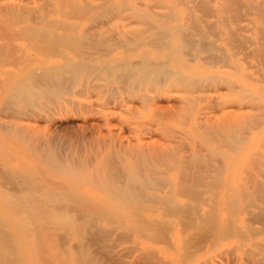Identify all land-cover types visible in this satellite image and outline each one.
<instances>
[{"label":"rangeland","instance_id":"rangeland-1","mask_svg":"<svg viewBox=\"0 0 264 264\" xmlns=\"http://www.w3.org/2000/svg\"><path fill=\"white\" fill-rule=\"evenodd\" d=\"M235 1L0 0V198L34 194L31 212L25 205L0 208V262L251 264V249L259 251L257 259L264 257V0ZM158 31L169 35L161 44L154 41L162 36ZM47 72H57L61 90L34 106L21 100L11 102V108L5 105L16 85L42 92ZM140 158L148 166L154 162L157 176L167 178L166 187H160L164 190L148 191L168 200L129 207L102 185L110 183L112 170L123 174L122 181L133 175L150 178L148 170L137 171ZM218 161L221 172L203 171ZM71 165L77 172H69ZM107 168L109 177H103ZM9 172L22 178L28 174L33 186H18ZM193 173L204 182L196 180L193 186ZM97 174L99 183L93 181ZM212 176L218 181L211 186ZM186 178L193 180V193L178 191ZM63 192L66 197L74 192L72 202L53 204L49 194ZM169 202L189 207L196 222L212 212L217 224L231 222L238 230L215 229L203 243L196 228L181 219L180 207L174 213L167 209ZM89 211L102 218L91 219ZM132 212L140 215L134 218L139 222ZM166 222H171L165 224L167 234L156 236L162 233L157 225L163 229ZM148 225L154 226L150 235ZM130 226L137 228L132 232ZM255 229L258 233L252 234ZM194 235L203 244L195 246ZM186 243L190 253L184 251H189Z\"/></svg>","mask_w":264,"mask_h":264},{"label":"bare ground","instance_id":"bare-ground-1","mask_svg":"<svg viewBox=\"0 0 264 264\" xmlns=\"http://www.w3.org/2000/svg\"><path fill=\"white\" fill-rule=\"evenodd\" d=\"M230 1H235V0H230ZM239 2H241L240 0H239ZM90 3V2H89ZM203 3H205L204 1H203ZM210 3V2H209ZM206 4V3H205ZM234 4H236V1H235V3ZM238 4V3H237ZM239 4H241L242 5V3H239ZM155 5V4H154ZM253 5V4H252ZM30 6V5H29ZM62 6V5H61ZM115 6V5H114ZM226 6V5H225ZM239 7H238V9L240 8V5H238ZM257 6V5H256ZM204 7V6H203ZM202 7V8H203ZM207 7H209V6H207ZM232 7V6H231ZM252 7V6H251ZM260 7V6H259ZM258 7V8H259ZM31 8V7H30ZM87 8V7H86ZM93 8V7H92ZM205 8V7H204ZM115 9H117V8H115ZM224 9V8H223ZM231 9V8H230ZM234 9V8H233ZM242 9V8H241ZM244 9V8H243ZM260 9V8H259ZM25 10V9H24ZM72 10H74V9H72ZM208 10H210V8H208ZM208 10H205V12H208ZM248 10H249V8H248ZM260 10H262V9H260ZM89 11V10H88ZM228 11V10H227ZM230 11V10H229ZM15 12V11H14ZM22 12V11H21ZM68 12H70V11H68ZM67 12V13H68ZM74 12V11H73ZM233 12V11H232ZM257 12H259V11H257ZM33 13V12H32ZM47 13V12H46ZM210 13V12H209ZM242 12H240L239 14H241ZM248 13V12H247ZM249 13H250V11H249ZM206 14H208V13H206ZM233 15H235V13L233 14ZM236 15H238V13H236ZM196 20V19H195ZM218 21V20H217ZM197 22V21H196ZM203 22H204V20H203ZM50 23V22H49ZM163 23V22H162ZM166 23H168V22H166ZM53 24V23H52ZM165 24V23H164ZM197 24V23H196ZM168 25V24H167ZM48 26V25H47ZM50 26H51V24H50ZM67 26V25H66ZM49 27V26H48ZM47 27V28H48ZM199 27V23H198V25H197V28ZM260 27H262V26H260ZM264 27V26H263ZM52 28V27H51ZM90 28V27H89ZM163 28V27H162ZM44 29V28H43ZM42 29V30H43ZM63 29V28H62ZM69 29V28H68ZM37 30V29H36ZM160 31L162 30V32H163V30H165V29H159ZM45 31V30H44ZM168 31V30H167ZM201 31V30H200ZM199 31V32H200ZM43 32V31H42ZM159 32V31H158ZM158 33V34H161L162 36L160 37L157 33L155 34L156 36H158V37H160V40L158 39V41H157V39H154V41L156 40V42H157V44H158V42L161 44V40L162 39H164V37H163V35L164 34H167V33H165L164 32V34L163 33ZM169 32V31H168ZM35 33V32H34ZM37 33V32H36ZM40 33V32H39ZM46 33H47V31H46ZM49 33V32H48ZM90 34V33H89ZM170 34V33H169ZM49 35V34H48ZM232 35H234V34H232ZM91 36V35H90ZM165 36V35H164ZM167 36L169 37V35L167 34ZM167 36H165L166 38H167ZM204 36V35H203ZM55 37V36H54ZM58 37V36H57ZM67 37V36H66ZM103 38V37H102ZM101 38V39H102ZM157 38V37H156ZM204 38V37H203ZM239 38V37H238ZM48 39V38H47ZM64 39V38H63ZM130 39V38H129ZM128 39V40H129ZM240 39V38H239ZM96 40V42H97V39H95ZM121 40V39H120ZM165 40L166 39H164L163 41L165 42ZM107 41V40H106ZM105 41V42H106ZM130 41H131V39H130ZM238 41V40H237ZM241 41V40H240ZM50 42V41H49ZM68 42V41H67ZM83 42V41H82ZM86 42V41H85ZM138 42V41H137ZM194 42V41H193ZM53 43V42H52ZM60 43V42H59ZM100 43V42H99ZM101 44H103V43H101ZM100 44V45H101ZM163 44V43H162ZM165 44V43H164ZM189 44V43H188ZM195 44V43H194ZM206 44V43H205ZM55 45V44H54ZM59 45V44H58ZM91 45V44H90ZM199 45V44H198ZM95 46V45H94ZM9 47V46H8ZM102 47V46H101ZM59 48V47H58ZM50 49V48H49ZM103 49V48H102ZM86 53V52H85ZM87 54V53H86ZM83 55V54H82ZM87 55H89V54H87ZM86 56V55H85ZM88 58V57H87ZM86 58V59H87ZM91 58V57H90ZM94 59V58H93ZM90 60V59H89ZM70 62V61H69ZM86 63H87V61H86ZM150 63V62H149ZM75 64V63H74ZM119 64H121V63H119ZM82 64H80V66H81ZM84 65V64H83ZM162 65V64H161ZM84 66H86V65H84ZM145 66V65H144ZM143 66V67H144ZM67 67V66H66ZM77 67V66H76ZM87 67V66H86ZM152 66H150L149 68H151ZM73 68V66L70 68V69H72ZM78 68V67H77ZM113 68V67H112ZM80 69V68H79ZM90 69H91V66H90ZM119 69V68H118ZM137 69V68H136ZM145 69H148V68H145ZM56 70V69H55ZM54 70V71H55ZM85 70V69H84ZM111 70V69H110ZM141 70V69H140ZM49 71V70H48ZM60 71V70H59ZM69 71V70H68ZM74 71H75V69H74ZM74 71H72V73L74 72ZM167 71V70H166ZM171 71V70H170ZM32 72V71H31ZM34 72V71H33ZM44 72V71H43ZM42 72V73H43ZM134 72V71H133ZM136 72V71H135ZM148 72V71H147ZM45 73V72H44ZM80 73H81V71H80ZM122 73H124V72H122ZM167 73V72H166ZM172 73V72H171ZM170 73V74H171ZM34 74H35V72H34ZM33 74V75H34ZM36 74H38V73H36ZM39 74H41L40 72H39ZM38 74V75H39ZM121 74V73H120ZM130 74V73H129ZM139 74V73H138ZM30 75H31V73H30ZM135 75V74H134ZM169 75V74H168ZM37 76V75H36ZM58 76V74H57V72L56 73H51V72H47L45 75H43V77H42V79L41 80H43L42 82L44 83L43 84V91L42 92H37V91H34V90H30V91H25L24 89H23V87H21L20 85H16L15 86V88H14V90H12V92H11V95L9 96V99L7 98V102H8V104L6 103L5 105H7V106H9V105H12V104H10L11 102H13V101H15V100H21V101H23L24 103L23 104H25V105H31V106H34V104H35V102L38 100V99H40L41 97L42 98H48L49 96H47V95H50V94H52V93H55V92H57V91H59V90H61V88L63 87V85L62 86H60L59 85V82L57 83V82H55L56 80H55V78ZM149 76V75H148ZM157 77V76H156ZM30 78V77H29ZM135 78V77H134ZM158 78V77H157ZM38 79V78H37ZM69 79V78H68ZM181 79H182V76H181ZM33 80V79H32ZM123 80V79H122ZM122 80H120V81H122ZM158 80H159V78H158ZM137 81V80H136ZM34 82V81H33ZM40 82V81H39ZM51 82L53 83L52 85L53 86H51L50 84H51ZM20 83V82H19ZM65 83V82H64ZM64 83H62V84H64ZM132 83V82H131ZM27 84V83H26ZM41 84V83H40ZM71 84V83H70ZM29 85V84H28ZM39 88V87H38ZM26 89V88H25ZM65 89V88H64ZM66 91V90H65ZM72 94V93H71ZM52 98V97H51ZM5 100V99H4ZM48 101V100H47ZM49 101H52L51 99H49ZM48 101V102H49ZM6 102V101H5ZM4 103V102H3ZM37 103V102H36ZM10 107V106H9ZM7 108V107H6ZM11 108V107H10ZM31 108V107H30ZM38 108V107H37ZM27 109V108H26ZM22 110V109H21ZM10 111V110H9ZM8 111V112H9ZM11 113V112H10ZM25 113V112H24ZM12 114V113H11ZM25 115V114H24ZM15 116H17V115H15ZM20 116V115H19ZM11 124V123H10ZM13 128V127H12ZM16 128V127H15ZM17 129V128H16ZM19 130V129H18ZM215 130H217V128L215 129ZM244 130V129H243ZM21 131V130H20ZM20 131H18L19 133H20ZM211 131V130H210ZM210 131H209V135H210ZM218 131V130H217ZM215 133V132H214ZM219 133V132H218ZM19 135H21V134H19ZM23 135H24V133H23ZM205 135V134H204ZM208 135V136H209ZM216 135H218V134H216ZM235 135V134H234ZM22 136V135H21ZM19 137V136H18ZM23 137V136H22ZM210 137H212V136H210ZM226 137V136H225ZM16 138V137H15ZM21 138V137H20ZM27 138H29V137H27ZM206 138V137H205ZM204 138V139H205ZM213 138V137H212ZM25 139H26V137H25ZM27 140V139H26ZM226 140V139H225ZM28 141V140H27ZM30 141V140H29ZM32 142V141H31ZM30 142V143H31ZM44 142V141H43ZM33 143V142H32ZM38 143V142H37ZM32 145V144H31ZM39 145V144H38ZM28 146H29V144H28ZM216 147V146H215ZM29 148V147H28ZM33 149V148H32ZM40 148L38 147V150H39ZM179 149V148H178ZM197 149V148H196ZM41 150V149H40ZM49 150V149H48ZM3 151H5V150H3ZM137 151V150H136ZM199 151V150H198ZM7 152V151H6ZM11 152V151H10ZM41 153H43L42 151H40ZM47 152V151H46ZM8 153V152H7ZM133 153V152H132ZM197 153V152H196ZM261 153V152H260ZM212 154V153H211ZM261 154H263V153H261ZM42 155V154H41ZM45 155H47V153L45 154ZM116 155V154H115ZM133 155V154H132ZM200 155V154H199ZM204 155V154H203ZM264 155V154H263ZM135 156V155H134ZM260 156V155H259ZM42 157V156H41ZM175 157V156H174ZM177 157V156H176ZM182 157H184V156H182ZM181 157V158H182ZM71 158V157H70ZM145 158V157H144ZM194 158V157H193ZM201 158V157H200ZM258 158V157H257ZM44 159V158H43ZM48 159V158H47ZM109 159V158H108ZM115 159H116V157H115ZM195 159V158H194ZM41 160H42V158H41ZM50 160V159H49ZM49 160L47 161V162H49ZM73 160V159H72ZM149 160V159H148ZM177 160V159H176ZM186 160H188V159H186ZM196 160H198V159H196ZM51 161V160H50ZM142 160H141V158H140V161H139V164H138V167H137V171L139 172V171H143V170H145L146 169V171L148 170L150 173H151V177L150 178H148L147 179V177H145L146 179H138L136 176H134L133 175V177L132 178H129V179H127L126 178V180L125 181H122L120 178L123 176V174H122V176H120V174L121 173H119V175L114 171V170H112V172H111V175H110V180H108V178H107V180L108 181H110V183H107V182H105L104 184H102V185H106L105 187H109V189L110 190H112V191H114V193L112 192V194H114V195H112V196H116L115 197V200H116V202H117V200H118V202L119 203H121V202H124L125 203V205H128L129 207H130V205H133V206H138V207H140V206H142V207H149V205L151 206V204H153V203H158L159 201H162L163 199H167V198H164V197H162V196H160L159 194H154V193H152V192H150V191H148V190H151V189H154V190H161L160 189V187H163L164 185H166L165 184V181H166V179L167 178H165V180H164V178L163 179H161L160 177H158L157 176V173H159V174H161L160 173V171L159 170H157L156 169V166H155V163L154 162H152L151 160H149V163L150 162H152L151 164H154V168L155 169H153L152 167H150L151 166V164H150V166H148L147 164H145V162H141ZM177 161H179V160H177ZM182 161H184V160H182ZM189 161V160H188ZM258 161H259V159H258ZM147 162V161H146ZM165 162V161H164ZM198 162H201V161H198ZM219 162V161H218ZM260 162V161H259ZM262 162V161H261ZM264 162V161H263ZM44 163V162H43ZM52 163H54V161L52 162ZM77 163V162H76ZM192 163V162H191ZM190 162L188 163V167H190V164H191ZM220 164H218V166L217 165H214V163L213 164H211L210 163V165H212V166H210V165H208V166H210L208 169H207V165H206V169L207 170H203V171H207V172H213V171H215V170H217L218 171V173H219V171L220 170H222L221 168H223L224 166H223V164H221L222 162H219ZM257 163V162H256ZM72 164V163H71ZM164 164V163H163ZM166 164V163H165ZM175 164H176V162H175ZM174 164V165H175ZM187 164V163H186ZM197 163H195V165H196ZM50 165H52V164H50ZM75 165V164H74ZM106 165H109V164H106ZM172 165V164H171ZM173 165V166H174ZM178 165V164H177ZM183 165V164H182ZM214 165V166H213ZM223 166V167H221L220 168V166ZM54 166V165H53ZM80 166V165H79ZM122 166V165H121ZM176 166V165H175ZM192 166V165H191ZM194 166V165H193ZM9 167V166H8ZM57 167V169H59L58 168V166H56ZM111 167V166H110ZM169 167H170V165H169ZM205 167V166H204ZM166 168V167H165ZM176 168V167H175ZM61 169V168H60ZM77 167L76 166H73V165H71L69 168H68V170H69V172L70 173H75V172H77ZM101 169V168H100ZM99 169V170H100ZM168 169V168H167ZM169 169H171V168H169ZM220 169V170H219ZM102 170V169H101ZM109 170H111V168L109 169ZM108 170V168H107V170H105L103 173H104V175H103V173H101V174H99V175H103V177L104 176H107L106 174H108V177H109V173L107 172V171H109ZM126 170V169H125ZM124 171V170H123ZM159 171V172H158ZM171 171V170H170ZM203 171H202V173H203ZM250 171V170H249ZM15 172V171H14ZM68 172V173H69ZM117 172H119V171H117ZM163 172V171H162ZM199 172V171H198ZM221 172V171H220ZM16 173V172H15ZM18 173V172H17ZM20 173V172H19ZM127 173V172H126ZM149 173V174H150ZM194 174V173H193ZM206 175H207V173H205ZM209 174H211V173H209ZM216 174H217V172H216ZM216 174H215V178L218 176V178H219V181H220V177H219V175H217L216 176ZM9 176H10V178L14 181L15 180V183L19 186V182L20 183H22V184H27L26 186H29V187H31V186H33V181H28L30 178L28 177V174H27V177L26 178H22V177H20L21 175H18V176H16V174H12V173H10L9 172V174H8ZM98 175V174H97ZM96 175V176H97ZM99 175L96 177L95 175V178H93V181L95 182V180H96V182L97 181H99L100 179L98 178L99 177ZM186 175V174H185ZM184 175V176H185ZM195 175V174H194ZM212 175V174H211ZM214 175V174H213ZM25 176H26V174H25ZM117 176L119 177V180H120V182L121 183H118L117 181L118 180H116V178H117ZM183 176V177H184ZM196 176V175H195ZM101 177V176H100ZM187 177V176H186ZM205 177V176H204ZM207 177V176H206ZM258 177V176H257ZM194 178H197V176L196 177H194ZM193 178V179H194ZM200 178V177H199ZM199 178H197V179H195L194 181V183H193V186L198 182L199 183V181H200V179ZM202 178V177H201ZM209 178V177H208ZM217 178V179H218ZM32 179V178H31ZM95 179V180H94ZM98 179V180H97ZM124 179H125V177H124ZM211 186H212V183H214V185L217 183V181L218 180H216V179H213V176L211 177ZM106 179H105V181H107ZM196 180H197V182H196ZM215 180H216V182H215ZM104 181V180H103ZM103 181H102V183H103ZM182 181V180H181ZM100 182V181H99ZM99 182H97V183H99ZM170 182V181H169ZM172 182V181H171ZM185 182H188V183H185ZM184 182V180H183V182H182V184H180V187H177V188H179V190L178 191H184L185 193L187 192L188 194H189V192H190V189H193L192 188V184H190L191 182H193V180L190 182L189 181V179L187 180V178H186V181ZM190 182V183H189ZM201 182H204V181H200V184H201ZM207 182V184L208 183H210V182H208V181H206ZM46 183V182H45ZM178 183V182H177ZM219 183V182H218ZM221 183V182H220ZM253 183V182H252ZM21 184V185H22ZM56 184V183H55ZM61 184V183H60ZM20 185V186H21ZM101 185V186H102ZM172 185V184H171ZM198 185V184H197ZM202 185H205L204 183L202 184ZM25 186V187H26ZM36 186V185H35ZM34 186V187H35ZM164 187H166V186H164ZM163 187V188H164ZM206 187V186H205ZM214 187V186H213ZM27 188V187H26ZM55 188V187H54ZM58 188V187H57ZM60 188V187H59ZM63 188H64V186H63ZM62 188V189H63ZM73 188H75V187H73ZM162 188V190H164ZM207 188H208V186H207ZM215 188H217V186L216 187H214V188H212V190L213 189H215ZM25 189V188H24ZM33 189H35V188H33ZM108 189V188H107ZM108 189V190H109ZM195 189V188H194ZM194 189H193V191H192V193L194 192ZM243 189V188H242ZM21 190H22V188H21ZM25 190H27V189H25ZM35 190H37V189H35ZM109 190V191H110ZM157 190V191H158ZM161 190V191H162ZM211 190V189H210ZM211 190V191H212ZM11 191V190H10ZM55 191H56V189H55ZM65 191V190H64ZM195 191H197V190H195ZM216 191V190H215ZM218 191H219V189H218ZM19 192V191H18ZM23 192H25V191H23ZM27 192V191H26ZM24 193V194H22V192H19V194L21 193L22 195L20 196V197H22V196H24L23 198H20V197H18L17 198V195H16V199H14V200H12V199H3L2 197L0 198L1 200H0V208H2V209H7V208H9V209H11V207H12V209L13 210H15L14 209V205H15V207H16V204H17V208H16V210L18 209V208H20V205H21V207L23 206V205H25L24 207H27V209L28 210H30V212L31 211H33V210H31V208L30 207H28L29 205H31L32 204V201L34 200V199H32V197H33V195L34 194H32V192H28V193ZM42 192V191H41ZM57 192V191H56ZM68 192V191H67ZM181 192V193H182ZM217 192V191H216ZM216 192H214V193H216ZM14 193V192H13ZM12 193V194H13ZM72 193V192H71ZM71 193L69 194V195H71ZM74 193V192H73ZM72 193V194H73ZM77 193V192H76ZM27 194V195H26ZM66 194V193H65ZM64 194V192H63V195H65ZM188 194H187V196H188ZM195 194V193H194ZM218 194H220V193H218ZM50 195V197H52L51 198V202L54 204V203H56V204H58L59 202H60V204L61 203H65L63 200H65V199H68V201L67 202H69L71 199H70V197L72 198L73 197V195L72 196H69L68 195V197H66L67 196V194L65 195V196H63V195H56V194H54V193H51V194H49ZM52 195V196H51ZM77 195V194H76ZM75 195V199H77V196ZM215 195V194H214ZM216 195H217V193H216ZM247 195V194H246ZM6 196V195H5ZM10 196V195H9ZM13 196V195H12ZM38 196H40V195H38ZM81 196V195H80ZM170 196V195H169ZM197 196V195H196ZM242 196V195H241ZM8 197V196H7ZM6 197V198H7ZM36 197V196H35ZM82 197V196H81ZM81 197H80V199H81ZM215 197V196H214ZM213 197V198H214ZM244 197V196H243ZM262 197V196H261ZM264 197V196H263ZM262 197V198H263ZM37 198V197H36ZM72 199L73 201H75V202H77L75 199ZM83 198V197H82ZM193 198V197H192ZM70 199V200H69ZM194 199V198H193ZM199 199V198H198ZM41 200V199H40ZM83 200V199H82ZM84 200H85V198H84ZM168 200V199H167ZM172 200V199H171ZM174 200V199H173ZM195 200V199H194ZM201 200H203V199H201ZM248 200V199H247ZM259 200H261V199H259ZM263 200H264V198H263ZM63 201V202H62ZM196 201V200H195ZM20 202L22 203V204H20ZM35 202V201H34ZM33 202V203H34ZM45 202V201H44ZM49 202V201H48ZM70 202H72V201H70ZM81 202V201H80ZM83 202V201H82ZM88 202V201H87ZM164 202H166V201H164ZM168 202V201H167ZM174 202H177L176 201V199H175V201ZM51 203V204H52ZM74 203V202H73ZM83 203H86V202H83ZM113 203H115V202H113ZM195 203V202H194ZM264 203V202H263ZM44 204V203H43ZM78 204H79V200H78ZM77 204V205H78ZM197 204H198V201H197ZM236 204V203H235ZM42 205V204H41ZM65 205V204H64ZM81 206H82V204H80ZM101 205V204H100ZM196 205V204H195ZM194 205V206H195ZM254 205V204H253ZM19 206V207H18ZM127 206V207H128ZM154 206H156V204L154 205ZM186 206H189V205H186ZM191 206V205H190ZM234 206V205H233ZM245 206V205H244ZM23 207V208H24ZM32 207V206H31ZM42 207H45V206H42ZM41 207V208H42ZM59 207V206H58ZM84 207V206H83ZM103 207V206H102ZM132 207V206H131ZM141 207V208H142ZM178 207H180L179 205L177 206V204H173V203H168V210L170 211H173L172 213H174V210H176ZM238 207V206H237ZM249 207V206H248ZM258 207V206H257ZM40 208V209H41ZM50 208V207H49ZM61 208H62V205H61ZM80 208V207H79ZM86 208V207H85ZM125 208V207H124ZM176 208V209H175ZM181 209H182V211H184L185 212V214L183 215V216H181V219H182V217H183V221L185 222V224H186V226L188 227V228H191V229H193V227H194V229L193 230H195V228H196V231H197V238H198V235H200L199 237H201V240H202V242L204 243V241H206L207 240V238L208 237H210V235L211 234H213L216 230L215 229H218V230H220L222 233H229V232H232V231H234V230H236L234 227H233V225H232V223L230 222H227L226 224H223V225H221V224H217L216 222H215V213L214 214H212V212H210L211 213V215H209L207 212V215H209V216H204L205 218H203V216H202V219H204L202 222H196V219L194 218L195 216H192L193 215V213L192 214H189V213H191L190 212V209H189V207H185V205L183 206V207H180ZM262 208V207H261ZM11 209V210H12ZM32 209H35V212H36V209H37V207L35 208V206H33V208ZM58 209V208H57ZM106 209V208H105ZM109 209V208H108ZM174 209V210H173ZM238 209V208H237ZM240 209V208H239ZM263 209V208H262ZM39 210V209H38ZM86 210V209H85ZM84 210V211H85ZM88 210H90V208L88 209ZM211 210H213V209H211ZM235 210V209H234ZM55 211H56V209H55ZM77 211H79V210H77ZM87 211V210H86ZM97 211V210H96ZM106 211V210H105ZM125 211V210H124ZM167 211V210H166ZM199 211V210H198ZM214 211V210H213ZM238 211V210H237ZM244 211V210H243ZM29 212V211H28ZM92 213H90V211H89V213H90V217H91V219L93 218V216H95L96 218L97 217H99L100 216V214H97V212H96V214L95 213H93V211H91ZM177 212L179 213V211L177 210ZM183 212V213H184ZM195 212H196V214L198 213L196 210H195ZM99 213V212H98ZM101 214H102V212H100ZM135 213H136V211H135ZM135 213L134 212H132V214L131 215H133L132 217V219L133 220H135L134 218H135V216L138 218V216H140V215H138V213H137V215H135ZM256 213V212H255ZM259 213V212H258ZM258 213H256V214H258ZM261 213V212H260ZM259 213V214H260ZM32 214H33V212H32ZM112 214V213H111ZM181 214H182V212H181ZM14 216H15V214H13ZM52 215V214H51ZM61 215V214H60ZM103 215H104V213H103ZM125 215V214H124ZM178 215V214H177ZM198 215V217H199V214H197ZM45 216V215H44ZM74 216V215H73ZM108 216V215H107ZM166 216H167V214H166ZM258 217L257 218H259V217H263V215L262 216H259V215H257ZM123 217V216H122ZM127 217V216H126ZM178 217V216H177ZM201 217V216H200ZM31 218V217H30ZM44 218V217H43ZM62 218V217H61ZM59 219V220H62V219ZM77 218V217H76ZM99 218H102V217H99ZM109 218H111V217H109ZM114 218V217H113ZM128 218V217H127ZM131 218V217H130ZM143 218V217H142ZM180 218V217H179ZM260 218V219H261ZM5 219V218H4ZM3 219V220H4ZM33 219H35V218H33ZM65 219V218H64ZM72 219V218H71ZM78 219V218H77ZM104 219V218H103ZM139 219V218H138ZM167 219V218H166ZM201 219V220H202ZM36 220V219H35ZM84 220V219H83ZM82 220V221H83ZM95 220V219H94ZM64 221L65 220H63V221H61V222H63L64 223ZM67 221V220H66ZM77 221V220H76ZM114 221V220H113ZM136 221V220H135ZM138 221V220H137ZM136 221V222H137ZM143 221H144V219H143ZM145 221H147V220H145ZM1 222H4V221H2V217H1V215H0V224H1ZM60 222V221H59ZM68 222V221H67ZM69 222H74L73 220H69ZM109 222V221H108ZM130 222H132V221H130ZM134 222V221H133ZM139 222V221H138ZM157 222V221H156ZM34 223H35V221H34ZM49 223V222H48ZM77 223H78V221H77ZM76 223V225H79V224H77ZM114 222H112L111 224H113ZM168 222H166V223H164L163 225H164V228H165V224H167ZM169 223H171V222H169ZM168 223V224H169ZM45 224V223H44ZM97 224V223H96ZM139 224V223H138ZM140 224H143L141 221H140ZM167 224V225H168ZM184 223H183V225H185ZM63 225V224H62ZM61 225V226H62ZM131 225L133 226V224L131 223ZM134 225H135V223H134ZM147 225V224H146ZM161 225L162 224H158L157 225V228L158 229H160L159 231H161L162 230V233L161 232H159V231H157V232H159V233H155V229H154V233H155V235L156 236H162V238H163V236H165V234H167V230H166V228L164 229H162V228H160L161 227ZM167 225H166V227H167ZM170 225V224H169ZM169 225H168V227H169ZM182 225V224H181ZM94 226H95V224H94ZM98 226H100V225H98ZM1 227V226H0ZM7 227V226H6ZM37 227V226H36ZM41 227V226H40ZM70 227V226H69ZM97 227V226H96ZM126 227V226H125ZM139 227V226H138ZM145 227L146 226H144L143 225V228L145 229ZM148 228V231L146 232V233H150V231L153 229L152 227H154V226H152L151 225V227H149V225L147 226ZM167 227V228H168ZM254 227V226H253ZM256 227V226H255ZM1 228H3V227H1ZM32 228V227H31ZM83 228V227H82ZM131 230H132V232H133V229L132 228H134V229H136L137 228V226L136 227H132L131 228V226L129 227ZM129 228H126V229H128L127 230V232H129L130 230H129ZM149 228H152V229H150L149 230ZM183 228V227H182ZM185 228V227H184ZM187 228V229H188ZM248 228V227H247ZM257 228V227H256ZM6 229V228H5ZM33 229V228H32ZM31 229V230H32ZM84 229V228H83ZM106 229V228H105ZM115 229V228H114ZM138 229H141V228H138ZM143 229V230H144ZM146 229V230H147ZM169 229V228H168ZM252 229V228H251ZM1 230V229H0ZM26 230H28V229H26ZM25 230V231H26ZM34 230H35V228H34ZM54 230V229H53ZM141 231V232H144V231ZM166 232H165V231ZM186 230V229H185ZM215 230V231H214ZM238 230V229H237ZM2 231V230H1ZM98 231V230H97ZM99 231H101V230H99ZM104 231V230H103ZM153 231V230H152ZM151 231V232H152ZM163 231L165 232L164 234H163ZM189 231V230H188ZM220 231H219V233L218 234H221L220 233ZM258 231H259V229L257 230V229H255L254 230V232H252V234L253 233H258ZM47 232V231H46ZM144 232V233H145ZM235 232V231H234ZM241 232V230L239 231V233ZM24 233V232H23ZM95 233V232H94ZM100 233H102V232H100ZM139 233H140V231H139ZM153 233V234H154ZM216 233V232H215ZM151 234V233H150ZM149 234V235H150ZM161 234V235H160ZM2 235V234H1ZM5 235V234H4ZM3 235V236H4ZM143 235H145V234H143ZM192 235V234H191ZM66 236V235H65ZM146 236V235H145ZM190 236V235H189ZM195 236V235H194ZM196 236L194 237V240L196 239V241H195V243H197L195 246H197V245H201V244H203V243H201V244H198V240H197V238H196ZM29 237V236H28ZM27 237V238H28ZM85 237V236H84ZM154 237V236H153ZM39 238V237H38ZM155 238H158V237H155ZM160 238V237H159ZM30 239V238H29ZM85 239V238H84ZM86 239H87V237H86ZM189 239H193L192 238V236H190L189 237ZM189 239H187L186 241H190ZM210 239V238H209ZM40 240V239H39ZM193 240V241H194ZM247 240V239H246ZM83 241V240H82ZM97 241V240H96ZM192 241V240H191ZM191 241L189 242V243H191ZM192 241V242H193ZM210 241V240H209ZM242 241V240H241ZM1 242V241H0ZM32 242V241H31ZM39 242V241H38ZM53 243V242H52ZM51 243V244H52ZM189 243H186L187 245L184 247V248H188L189 249V247H190V245H189ZM2 244V243H1ZM87 244V243H86ZM193 244V243H192ZM206 244V243H205ZM212 244V243H211ZM99 245V244H98ZM258 245V244H257ZM32 246V245H31ZM80 246H82V244L80 245ZM84 246V245H83ZM187 246H189V247H187ZM192 246V245H191ZM203 246V245H202ZM3 247V246H2ZM36 247V246H35ZM34 247V248H35ZM40 247V246H39ZM116 247V246H115ZM194 247V246H193ZM262 247V248H261ZM15 248V247H14ZM44 248H46V246L44 247ZM48 248V247H47ZM84 248V247H83ZM82 248V249H83ZM192 248V247H191ZM200 248H202V247H200ZM260 248L262 249V250H264V240H263V242L261 243V246H260ZM10 249V248H9ZM13 249V248H12ZM43 249V248H42ZM197 250H198V248H196ZM35 250H38V249H35ZM85 251H86V249H84ZM84 250H82V252H84ZM186 250V252L187 253H190L191 251H192V249H189V251H187V249H184V251ZM191 250V251H190ZM43 251V250H42ZM194 251V250H193ZM33 252H34V250H33ZM185 252V253H186ZM255 252V251H254ZM253 252V250L251 249V250H249L248 251V253H247V255L249 254L252 258H253V260L252 259H250V260H252V262H249V263H251V264H264V257H262V258H259V259H257L256 258V256H257V252L259 253V251H257L256 253H254ZM7 253V252H6ZM17 253V252H16ZM66 253H67V251H66ZM195 253V252H194ZM82 254H84V253H82ZM4 255V254H3ZM78 255H79V253H78ZM89 255V254H88ZM194 255V254H193ZM192 255V256H193ZM195 255H197V253L195 254ZM248 255V256H249ZM259 255V254H258ZM63 256V255H62ZM67 256V255H66ZM90 257V256H89ZM5 258V257H4ZM3 258V259H4ZM78 258V257H77ZM16 259V258H15ZM193 259V258H192ZM82 260H85L84 259V257H83V259ZM87 260V259H86ZM89 260V259H88ZM96 260V259H95ZM94 260V261H95ZM61 261V260H60ZM79 261V260H78ZM92 261V260H91ZM85 262V261H84ZM88 262V261H87ZM0 263H2V262H0ZM3 263H4V261H3ZM2 263V264H3ZM10 263V262H9ZM244 263V262H243ZM5 264V263H4ZM11 264H12V262H11ZM14 264V263H13ZM62 264V263H61ZM64 264V263H63ZM95 264V263H94Z\"/></svg>","mask_w":264,"mask_h":264}]
</instances>
